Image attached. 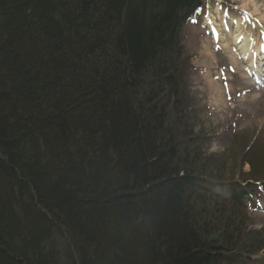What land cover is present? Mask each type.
<instances>
[{"label":"trees","instance_id":"1","mask_svg":"<svg viewBox=\"0 0 264 264\" xmlns=\"http://www.w3.org/2000/svg\"><path fill=\"white\" fill-rule=\"evenodd\" d=\"M203 8L0 0V264H264V162L224 175L244 146L208 155L184 109L182 29Z\"/></svg>","mask_w":264,"mask_h":264},{"label":"rangeland","instance_id":"2","mask_svg":"<svg viewBox=\"0 0 264 264\" xmlns=\"http://www.w3.org/2000/svg\"><path fill=\"white\" fill-rule=\"evenodd\" d=\"M205 1L206 10L182 29L185 54L193 66L189 80L191 92L198 100L200 111V118L195 121V132L209 143L208 155L223 154L230 157L238 154L240 161L235 163L237 156L232 155L234 159L232 164H226L224 175L248 173L250 166L247 158L255 164L258 172L264 162V86L251 77L254 72L247 68L249 63L242 61L234 48L227 51L221 43L219 45L218 42H213L214 34L209 27H215V21L225 22L222 29L229 32V35L224 33L229 42V38L236 32L234 21L239 17L243 33L252 31L259 36L257 41L261 44L263 33H259L261 24L257 19L264 14V0H224L222 4L214 0ZM254 5L259 10L257 18V14H253ZM262 65V61L256 62L257 73L263 71ZM234 135L245 150L241 149L236 153L235 149L236 151L230 152L233 149L231 140ZM226 147L231 149L228 151ZM221 190L223 195L229 194L227 187ZM261 209L262 212H249L250 233L264 230V200L261 202Z\"/></svg>","mask_w":264,"mask_h":264},{"label":"bare ground","instance_id":"3","mask_svg":"<svg viewBox=\"0 0 264 264\" xmlns=\"http://www.w3.org/2000/svg\"><path fill=\"white\" fill-rule=\"evenodd\" d=\"M255 9L253 8V14H257L255 17H258V13L259 10L257 9L256 5H254ZM262 13V12H261ZM259 19H257L261 26H259V33L260 35H263V42L260 44L258 43V39L259 36L254 35V33L252 31H249V33L244 34L243 30H242V26L239 20H236L234 23L236 25V32H234V35L229 39V42H227V40L225 39V32L222 29V26L225 25V22H221V23H216L214 22L215 25V37L218 38V40L220 41L222 47L224 50H227L229 48L235 50V52H237L242 58L246 60V62L249 63V67L251 68H255V64L257 62V60L264 62V14H261L260 17H258ZM263 25V26H262ZM225 27V26H224ZM234 45L231 47V45ZM170 83L172 82L171 79H169ZM168 83V84H170ZM177 92L181 93V100H182V92L180 91L179 86L176 88ZM168 94L164 93L159 99H158V104L160 105V107L163 108L165 102L168 103L169 105L172 107H175L176 102L178 101V107L179 109H177V114H178V119L181 120L182 119V102L178 99L176 100V98L172 99L169 97V101H168ZM167 99V100H166ZM184 99V97H183ZM185 102V100H184ZM198 106L195 105L193 102L188 101L187 103L184 104V109L186 110H190L193 108H197ZM197 119H199V117H197Z\"/></svg>","mask_w":264,"mask_h":264}]
</instances>
